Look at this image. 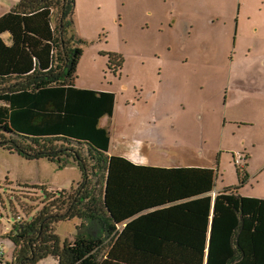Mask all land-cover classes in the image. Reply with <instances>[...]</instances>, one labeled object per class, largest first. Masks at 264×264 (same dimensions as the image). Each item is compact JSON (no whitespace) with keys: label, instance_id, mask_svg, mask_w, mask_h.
<instances>
[{"label":"rangeland","instance_id":"1","mask_svg":"<svg viewBox=\"0 0 264 264\" xmlns=\"http://www.w3.org/2000/svg\"><path fill=\"white\" fill-rule=\"evenodd\" d=\"M16 3L0 0V16ZM178 19L188 33L170 28ZM72 21L82 50L74 86L115 96L113 116L100 123L111 133L108 157L210 168L212 197L236 189L264 200V0H74ZM75 163L0 148L2 224L30 221L46 193L75 184ZM82 224L54 225L61 247ZM3 245L9 259L12 246ZM36 264L58 263L48 256Z\"/></svg>","mask_w":264,"mask_h":264},{"label":"trees","instance_id":"2","mask_svg":"<svg viewBox=\"0 0 264 264\" xmlns=\"http://www.w3.org/2000/svg\"><path fill=\"white\" fill-rule=\"evenodd\" d=\"M73 9L74 0H17L0 17V148L73 158L81 174L59 195L46 193L30 221L16 219L2 238L11 257L0 264L48 256L58 264H264V200L236 189L212 197L210 168L106 155L111 133L100 123L113 116L115 96L73 84L82 55ZM75 219L83 232L61 247L54 225Z\"/></svg>","mask_w":264,"mask_h":264},{"label":"built area","instance_id":"3","mask_svg":"<svg viewBox=\"0 0 264 264\" xmlns=\"http://www.w3.org/2000/svg\"><path fill=\"white\" fill-rule=\"evenodd\" d=\"M236 164H239V161L236 160ZM6 218L8 219V217L6 216ZM2 220V214L0 213V257L4 256L5 253H3L4 250V243L2 241V238L4 236H6L7 234H9V232L11 231V227L6 225V224H2L1 222Z\"/></svg>","mask_w":264,"mask_h":264},{"label":"flooded vegetation","instance_id":"4","mask_svg":"<svg viewBox=\"0 0 264 264\" xmlns=\"http://www.w3.org/2000/svg\"><path fill=\"white\" fill-rule=\"evenodd\" d=\"M182 23H183V20H181V19L175 20V22H174V21L172 22L170 28H171V29H174V28L176 27V28H177V31L182 33V27H181V26H184V24H182ZM188 31H189V30H188ZM186 33H188V32H186ZM185 35H187V34H185ZM115 56H116V57H114L113 60L111 61L112 64L115 65V63H116V65H120L121 62L118 61V58H121V57H118L117 55H115ZM115 61H116V62H115ZM114 62H115V63H114Z\"/></svg>","mask_w":264,"mask_h":264},{"label":"water","instance_id":"5","mask_svg":"<svg viewBox=\"0 0 264 264\" xmlns=\"http://www.w3.org/2000/svg\"><path fill=\"white\" fill-rule=\"evenodd\" d=\"M188 24L187 23H184V26H183V28H184V32H187L188 31Z\"/></svg>","mask_w":264,"mask_h":264},{"label":"crops","instance_id":"6","mask_svg":"<svg viewBox=\"0 0 264 264\" xmlns=\"http://www.w3.org/2000/svg\"><path fill=\"white\" fill-rule=\"evenodd\" d=\"M14 6H15V5H14ZM14 6H13V7H14ZM13 7H12V8H13ZM12 8H10L9 10H11ZM0 17H1V16H0ZM6 36L8 37V35H3L2 38H3V37H6ZM67 190H68V189H67Z\"/></svg>","mask_w":264,"mask_h":264}]
</instances>
